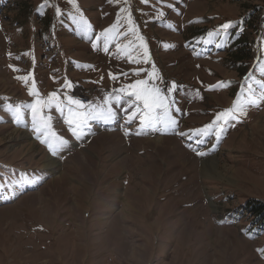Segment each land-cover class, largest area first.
<instances>
[{"label": "rangeland", "instance_id": "1", "mask_svg": "<svg viewBox=\"0 0 264 264\" xmlns=\"http://www.w3.org/2000/svg\"><path fill=\"white\" fill-rule=\"evenodd\" d=\"M139 79L169 97L174 130L129 121L142 104L119 90ZM261 85L264 0H0V264H264V225L246 212L264 202V102L219 141L188 138ZM109 97L115 119L73 135L69 108ZM37 100L68 142L59 155L33 131Z\"/></svg>", "mask_w": 264, "mask_h": 264}, {"label": "snow or ice", "instance_id": "2", "mask_svg": "<svg viewBox=\"0 0 264 264\" xmlns=\"http://www.w3.org/2000/svg\"><path fill=\"white\" fill-rule=\"evenodd\" d=\"M70 2L74 3L75 0H70ZM127 2L128 0H125V3ZM143 2L147 3L148 0H143ZM122 11L126 13L128 12L127 9H123ZM160 15L163 16L164 14L161 12ZM128 25L129 30L133 32V34H135V28L133 26L130 15H128ZM83 26L85 29L89 27L87 21H83ZM229 27V24L223 25V28L225 29ZM115 31L116 27L114 26L113 28L108 29L102 35H104L107 40ZM209 35H212V33H209ZM138 39L141 42L140 48L143 49V59L140 62H148L150 56L148 53L147 44L146 42H144L143 37H138ZM104 50H108L107 43H105L104 45ZM122 51L127 52V48L122 49ZM135 74L139 75L140 73L136 72ZM113 79H115V77H113ZM150 79L155 81L157 79H160V77L154 72L153 76L150 77ZM176 87L177 85L175 84V82H173L171 88L174 90L176 89ZM261 87L264 88V85H261ZM119 91L129 97H134L135 101H138L140 104H142V108L138 105L136 112H133L132 115L129 116V121H131L137 115V113H139V124L142 130H155L158 127H162L165 130H174L176 127H178V121L170 112L171 104L169 102V97L164 95L161 92V89L155 86L154 82L150 84L149 80L139 79L136 80L135 83L129 84ZM54 99H58L55 93H53L52 96L49 97L48 103H51ZM114 99L116 103H120L122 101L121 95H116ZM112 100L113 97H109L108 103L104 106V108L91 109L90 111L85 112H73L72 109L69 108V115L71 118L68 122L70 126H73L74 128L73 135L79 138L83 134L85 128L91 120L102 119L105 122L114 120L116 112L113 110V107L111 105ZM261 102H264V91H262L259 96H256L254 91L250 89L249 98L246 104L237 103L231 109L219 113L212 123L206 125L203 128L193 131L188 138L192 139L194 137H206L212 135L217 141H219L222 138V134L226 132V127L229 125L230 121L238 120L240 117L245 116L248 106L258 107ZM68 104H75L77 109L84 107V105L80 101L73 100L71 97H68ZM44 106L45 105L40 100H37L35 105L30 106L33 116L32 127L33 131L37 133L38 139H41V137H43V139H41V143H46L52 155L56 156L59 155L60 152L65 150V148H67L68 142L63 138L57 136L56 133L51 130L50 124L48 123V121L51 120V117H48L47 120L41 118L39 121H37V117L42 112ZM56 106L61 112H63V109L60 108L59 104H57ZM9 108L14 113L16 121L19 124L21 116V106H16L15 108H13L11 105H9ZM178 134L181 136L188 135L187 133L183 132H180ZM199 142L201 141L197 140V143ZM197 154L201 156L204 155L203 152H199Z\"/></svg>", "mask_w": 264, "mask_h": 264}, {"label": "bare ground", "instance_id": "3", "mask_svg": "<svg viewBox=\"0 0 264 264\" xmlns=\"http://www.w3.org/2000/svg\"><path fill=\"white\" fill-rule=\"evenodd\" d=\"M22 140V139H28V135L25 133H20L16 134V137H18ZM36 148V145L34 143H32L30 146L27 147L28 150H33ZM214 159H208L206 162H204V173L208 174V175H213V176H220L222 173H220L219 169H217V167L214 164ZM58 163L56 161H54L53 159H50L47 161V163L45 164V168H51L56 170L57 169V165ZM228 178H230L228 176Z\"/></svg>", "mask_w": 264, "mask_h": 264}, {"label": "trees", "instance_id": "4", "mask_svg": "<svg viewBox=\"0 0 264 264\" xmlns=\"http://www.w3.org/2000/svg\"><path fill=\"white\" fill-rule=\"evenodd\" d=\"M246 212L264 225V202H249L246 205Z\"/></svg>", "mask_w": 264, "mask_h": 264}]
</instances>
